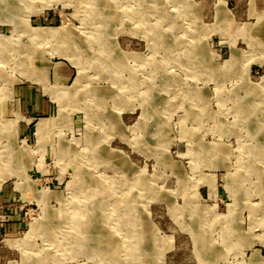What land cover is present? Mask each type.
<instances>
[{"label":"rangeland","instance_id":"1","mask_svg":"<svg viewBox=\"0 0 264 264\" xmlns=\"http://www.w3.org/2000/svg\"><path fill=\"white\" fill-rule=\"evenodd\" d=\"M0 264H264V0H0Z\"/></svg>","mask_w":264,"mask_h":264},{"label":"bare ground","instance_id":"2","mask_svg":"<svg viewBox=\"0 0 264 264\" xmlns=\"http://www.w3.org/2000/svg\"><path fill=\"white\" fill-rule=\"evenodd\" d=\"M56 29H57V28H56ZM39 31H41V32H43V33L52 32L51 30H49V31H48V30H43V31H42L40 28L35 30V32H39ZM50 126H51V125H50Z\"/></svg>","mask_w":264,"mask_h":264}]
</instances>
